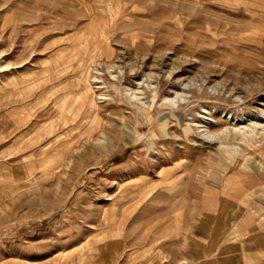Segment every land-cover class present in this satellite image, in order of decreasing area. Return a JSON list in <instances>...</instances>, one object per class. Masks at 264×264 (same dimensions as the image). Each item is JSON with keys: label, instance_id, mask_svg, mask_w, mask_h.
I'll return each mask as SVG.
<instances>
[{"label": "rangeland", "instance_id": "1", "mask_svg": "<svg viewBox=\"0 0 264 264\" xmlns=\"http://www.w3.org/2000/svg\"><path fill=\"white\" fill-rule=\"evenodd\" d=\"M0 264H264V0H0Z\"/></svg>", "mask_w": 264, "mask_h": 264}, {"label": "bare ground", "instance_id": "2", "mask_svg": "<svg viewBox=\"0 0 264 264\" xmlns=\"http://www.w3.org/2000/svg\"><path fill=\"white\" fill-rule=\"evenodd\" d=\"M86 96V95H85ZM104 128V127H103ZM89 135V134H88ZM91 137V136H90ZM89 138V137H88ZM87 140V139H86ZM64 141V140H63ZM82 145V144H81Z\"/></svg>", "mask_w": 264, "mask_h": 264}]
</instances>
